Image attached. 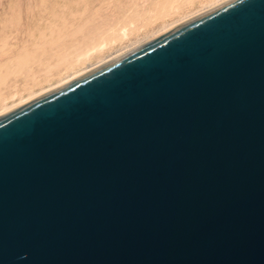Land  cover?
I'll use <instances>...</instances> for the list:
<instances>
[{
  "label": "water",
  "instance_id": "obj_1",
  "mask_svg": "<svg viewBox=\"0 0 264 264\" xmlns=\"http://www.w3.org/2000/svg\"><path fill=\"white\" fill-rule=\"evenodd\" d=\"M0 264H264V0L1 113Z\"/></svg>",
  "mask_w": 264,
  "mask_h": 264
},
{
  "label": "bare ground",
  "instance_id": "obj_2",
  "mask_svg": "<svg viewBox=\"0 0 264 264\" xmlns=\"http://www.w3.org/2000/svg\"><path fill=\"white\" fill-rule=\"evenodd\" d=\"M224 0H0V114Z\"/></svg>",
  "mask_w": 264,
  "mask_h": 264
}]
</instances>
